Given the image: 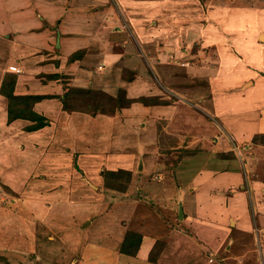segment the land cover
Masks as SVG:
<instances>
[{
    "label": "crops",
    "instance_id": "1",
    "mask_svg": "<svg viewBox=\"0 0 264 264\" xmlns=\"http://www.w3.org/2000/svg\"><path fill=\"white\" fill-rule=\"evenodd\" d=\"M163 8L166 19L171 13L168 0H0V86L6 73L15 74L14 94L42 96L33 103V111L56 120L39 129L23 132L20 128L32 121L17 118L8 122L7 98L0 94V177L6 184L9 196L13 194L12 191L22 192L19 200L17 195L9 197L5 192L0 193V198L10 206L9 214L0 211V264L5 261L8 264H200L199 252L203 246L187 234L179 236L189 243L190 249L185 247L182 240L175 241L177 238L171 237L161 249L156 262L143 261L148 258L156 236L146 235L132 256L119 252L125 233V228L120 225L123 217L131 213L129 219L139 221L141 224L136 222L138 230L146 234L147 229L154 231L156 228L159 216L157 218L154 211L158 215L163 212L157 210L158 206L151 209L146 201H138L142 206L136 205L133 209L135 212H132L133 198H129V201L118 196L119 199L110 202L99 181L94 178V169L104 153L102 148H98L93 134L97 131L100 139L109 137V117L112 116L115 122L112 126L124 130L126 126H134V122L142 121V118L147 120L146 125L150 127H156L162 121L164 126L167 117L173 116L174 103L137 106L138 103L133 102L130 106L134 104V112H140L138 115L125 112V104H115L117 110L110 116L104 109L81 111L73 105L69 96L66 97V105L62 102L68 85L75 90H94L98 91L97 95L111 97L116 95L118 89L126 91L127 98L161 96L163 92H160L158 83L148 81L149 73L155 75L156 79H165L166 85V79L171 77H160L164 65L156 67L157 52L146 58V64L143 62L145 55L142 54L151 46L149 33L158 32L156 23L159 22L158 15L164 12ZM196 29L192 31L198 35L199 29ZM187 30V33L191 32V29ZM253 30V27H247L236 35L238 38L232 37L230 41L245 56H258L260 60L255 59L256 65L247 69L242 74L244 77L236 83L230 86L228 82L225 90L218 88L211 97L212 110L210 107L207 110L221 119L222 127L228 132L225 134L227 138L234 135L248 141L249 138L259 137L256 148L264 153V41H256L255 45L249 38ZM252 46H259L260 49L255 48L252 52L247 48ZM77 50H84V53L69 61ZM224 59L234 63L233 60L237 58L225 52ZM126 72L133 76L131 80L123 77ZM79 95L85 98L81 93ZM188 96L196 98L193 91H189ZM164 97L167 99V94ZM202 99L204 101L205 97L201 96ZM146 111L152 114L149 120L144 114ZM178 115L182 121L184 115ZM191 118L187 120V125L192 122ZM126 120L128 125L124 123ZM208 125L214 130L213 124L209 122ZM199 127L200 124L197 130ZM49 132L52 140L46 136ZM114 132L110 134L117 133L120 139L123 138L122 132ZM141 133L140 130L139 135ZM201 133L206 134V130ZM119 138L115 143L121 142H118ZM105 141L108 142V139ZM221 148V158H226L228 148L224 145ZM189 156L193 155H183L178 164L177 175L181 181V166ZM72 158L77 159L82 171L71 164ZM139 165L142 167L143 162H138V168ZM200 167H194L191 176L184 181L193 185L187 188V191L191 190L190 193L185 194L183 181L179 185L181 202H178V208L181 204L182 218L186 209L193 208L194 213L185 216V223L192 225L195 234L198 233V226L203 225L207 229L203 239L213 241L212 246H216L224 242L223 238L230 233H227L229 227L225 224L229 217L231 230L235 229L233 232L237 234L239 230L245 231L246 225H253V221L249 219L248 222L251 215L246 212L242 194L233 195L219 214L220 217L209 196V192L215 195V184L224 187L228 178L232 180L231 174H238L240 169H213L217 170L214 174L212 167ZM200 173L202 180L198 175ZM236 177V180L242 179V176ZM92 182H98L97 191L101 192L91 190ZM132 182L138 181L133 179ZM131 185L124 191V196L134 194L137 185V191L143 192L148 188L141 184ZM155 185L163 187L167 184L157 182ZM228 186L232 188L230 183ZM252 216L256 223L264 227V209L261 214L253 209ZM211 236H214L213 240H210ZM260 239L259 246L264 257V238ZM58 244H62L63 250ZM225 247H229V244ZM47 252L52 253L49 255ZM162 254L170 256L163 260L164 263L160 262ZM262 260L264 263V258Z\"/></svg>",
    "mask_w": 264,
    "mask_h": 264
},
{
    "label": "rangeland",
    "instance_id": "2",
    "mask_svg": "<svg viewBox=\"0 0 264 264\" xmlns=\"http://www.w3.org/2000/svg\"><path fill=\"white\" fill-rule=\"evenodd\" d=\"M161 5H164V3ZM168 8H170L171 13L169 16H166V19L164 8V12L158 15L159 22L156 23L158 24V32L154 34L149 33L148 41H150L151 46L145 49L146 52L143 50L144 54H142L145 55L143 62L146 64L145 60H147V57L154 56V54L156 55L158 53L157 58H155L157 59L156 62H153L155 65L157 64L156 67L158 65H164L162 66L164 67L162 75L159 73L160 77L165 75L171 77L166 79L168 85L164 84L165 79L160 80L158 77L156 79L155 75L151 73H149L150 77L148 80L158 83V87L161 89L160 92H163L165 95L167 94V99H164L165 95L162 93L161 96H158L161 99L159 103L150 101L147 102L148 104L166 105L172 102L175 105V107H172L173 116H168V119H166L167 124L164 123V126H162V121L158 122L156 127H150V125H146L147 120L142 118V121L134 122V126H126L125 130L122 127L112 126L115 124L111 115H114L117 110L115 106L116 98H127L125 96L126 91L118 89L116 95L111 97L97 95L98 91L94 90L91 92L82 89L75 90L69 87V85L65 89L66 93H68L67 96L73 100L71 102H73V105L77 109L89 112L92 110L96 111V109H104L103 111L111 116L109 117L110 133L113 131H115L114 133L117 131L123 133L122 139L119 138L117 133H109V137L103 135V139H100V134L97 131L94 132L93 138L97 140L98 148H102V152L104 153V156L98 161L97 168L94 169L96 173L94 178L99 181L100 187L106 192L110 202L115 201L118 196L125 197L129 201L133 198L134 200H131V203H133L132 212L136 205L138 207L142 206V203L138 201H146L147 206L151 209L158 206L157 210L163 212L158 215V212L154 211L157 215L156 217L158 218L159 216L156 228L154 231L150 228L147 229L146 231L148 233L146 234L138 230L136 222L139 221L135 218L129 219V216H132L131 213L128 217H123L120 224L125 228L123 240L127 232L140 234L142 241L146 235L150 237L156 236L152 248L155 242L158 241L160 242L159 250L161 251L167 243V240L175 237L177 238L174 239L175 241L179 240L180 242L182 240L185 247L190 249L189 243L183 241V238L181 239L179 236L187 234L190 239L196 240V242L203 246L201 252H199L200 260L198 261L200 264H264L262 260L264 257L259 246L261 243L260 237L264 238V227L258 222L256 223L254 216H252L253 209L259 211L260 214L261 210L264 209V153L261 149L256 148L259 145H257L258 142L256 143L254 137L249 138L248 141L243 137L241 139L234 137V135L228 136L227 138L225 134H228V132L225 127H222L221 119L213 114V112L210 113L207 110L209 107L212 110L211 97L214 96L218 88L227 89L228 82L230 86L236 83L240 78L244 77L242 74L247 69H251L253 64L256 65L255 59L257 61L260 60L258 56H245L239 47L231 43L230 39L236 37L238 33L244 31L247 27H253L254 30L249 38L254 41L255 45L256 41H264V0H168ZM152 24H155V22ZM241 26L244 27L242 28ZM196 28L199 29L198 32L200 35L192 31ZM235 28H239V30L236 31ZM187 29H191V32L187 33ZM166 37L171 38L168 39ZM208 40L210 42L207 44L206 42ZM155 48L156 50H154ZM247 48L250 51L255 48L260 49L259 46ZM250 51L247 52L250 53ZM225 52L232 54L234 59L237 58L233 60L234 63L225 61L227 59H224ZM71 56L69 57V61L75 59ZM138 74L140 77V73ZM123 77L127 80L133 78L130 72L124 73ZM141 82H143V79ZM189 91H193L196 98L188 96ZM79 93L85 98L81 95L77 96ZM200 95L205 97L204 101L203 99L200 100ZM143 97L136 96L135 98H128L130 101L123 106L124 111L138 115L140 112L138 113V110L134 112V104L131 106L130 104L133 102L135 104L138 103L137 106L146 104V102L140 101ZM62 102L66 103L64 101ZM179 113L184 115L182 121V117L178 115ZM144 114H147L148 120L152 118V114L149 111H146ZM163 117L165 118V116ZM189 118L192 119V122L187 125ZM26 120L27 122L31 121L29 119ZM45 121L48 125L56 120L45 117ZM127 121L124 122L125 125H128ZM209 122L213 124L214 130L216 131L208 125ZM30 123L28 122L22 126L20 128L21 131H29L26 129V126ZM199 124L200 131L197 130ZM140 130L142 132L141 135H139ZM205 130L206 134L201 133L203 131L205 132ZM46 136L52 140L50 132ZM117 137L119 138L118 142L121 141L119 144L115 143ZM141 138L143 140H140ZM107 139L108 142L105 141ZM221 145L227 146L228 148H226V158H221L222 156L219 153L222 149ZM190 154L193 156H189L181 166L180 175L183 182L191 176L194 167H212V170L218 169L223 171H234V169L239 168L241 171L238 174H231L232 180L229 181L228 179L230 178H228L225 181L224 187L218 183L215 184V195L212 194L213 192H209L211 195H208L213 199V203H215V207L217 208V215L219 216L225 209V206H227L226 204L233 198V195L235 197L238 193L242 194L245 199L246 212L248 214L250 213L249 216L251 215L250 217L247 216L248 222L250 219V222L253 221V225H246L245 231L239 230L237 231L239 234H237L233 232L235 229L231 230L230 225L232 223L229 225V217L225 224L229 227L227 233H230L223 238L225 239L224 242H221V244L217 243L216 246H212L211 243L213 241L210 242L208 239L204 240L205 238L203 236H206L207 229L203 225L202 227L201 225L198 226V233L195 234V231L191 229L192 225L185 223V216L188 217V215L194 213L193 208L186 209V213H183V218L178 217V202H181L179 200L180 192L178 190L179 185L182 183L177 175L178 164L181 163L183 155ZM107 158L110 160H107ZM140 161L143 162V165L142 167L139 165L138 168V162ZM223 161L226 162L222 163ZM71 164L77 170H81L76 158H72ZM107 172L112 173L107 176ZM215 172L217 173V170L214 171V174ZM198 175L202 180V173ZM236 176H242V179L236 180ZM133 179H136L138 182H132ZM144 181L145 183H143ZM157 182L167 185L163 187H159L158 185L154 186ZM131 183L133 185H146L148 188L143 189L142 192L140 190L137 191L136 187L139 185L136 187L133 186L135 193L131 189L134 194L131 195L128 192L129 194L124 196V191L127 187H132ZM189 183L184 182L186 186L185 194L190 193L191 190L187 191V188H192L193 186L191 182ZM229 183L232 185V188L228 186ZM92 184L91 190L97 191L98 182L97 184L92 182ZM6 188V184L0 177V193L5 192L9 196V191ZM12 192L13 194L10 196L17 195V200L22 198L21 191ZM97 192H101V190ZM184 196L186 197L187 195ZM5 203L4 199L0 198V211L9 214L10 206H7ZM186 203L187 200L185 199L184 204L186 205ZM234 217L236 218V216ZM186 220H189V218ZM139 224L141 223L139 222ZM138 226L142 228L140 225ZM83 228H85V225H83ZM160 231L162 232L161 234ZM46 232L48 231L46 230ZM213 238L214 236H211L210 240H213ZM140 243L138 248H140ZM226 244H229V247H225ZM122 245L123 241L120 243L119 252H121ZM58 247L62 248V244H58ZM160 251L154 262L157 261L161 253ZM47 253L51 255L52 252ZM121 253L124 254V252ZM162 256L163 254L160 256L161 263H164L163 260L170 257ZM175 259L176 257L174 256ZM147 260L151 262L149 255L143 261L147 262ZM1 263L8 264L6 261L5 263Z\"/></svg>",
    "mask_w": 264,
    "mask_h": 264
},
{
    "label": "trees",
    "instance_id": "3",
    "mask_svg": "<svg viewBox=\"0 0 264 264\" xmlns=\"http://www.w3.org/2000/svg\"><path fill=\"white\" fill-rule=\"evenodd\" d=\"M82 53H84V50H79L76 53H74L71 57L76 58ZM15 82H16V75L13 73H7L3 77V81L0 86V94L4 95L7 98V103H8L7 121L11 122L17 118L29 119L32 121V123L26 126L27 130H36L47 125L45 121V117L39 115L38 113L32 110L33 103L42 96L14 94ZM67 94L68 93L65 94L64 102H66ZM116 99H117L116 105H124L126 103H129L130 101L128 98H116ZM140 101L146 102V104H148L147 102L150 101L159 103L161 99H159L158 96H151V97L144 96L143 98L140 99ZM258 138L259 137H255V140H258ZM110 173L107 172L108 174L107 176H109ZM140 240H141L140 234H137L135 232H127L123 240V245L121 246V252L135 254L138 249ZM159 249H160V242L157 241L155 242L152 250L149 253V259L151 261H155L157 254L160 251Z\"/></svg>",
    "mask_w": 264,
    "mask_h": 264
},
{
    "label": "water",
    "instance_id": "4",
    "mask_svg": "<svg viewBox=\"0 0 264 264\" xmlns=\"http://www.w3.org/2000/svg\"><path fill=\"white\" fill-rule=\"evenodd\" d=\"M178 216H179V218H182V208H181V204H179Z\"/></svg>",
    "mask_w": 264,
    "mask_h": 264
},
{
    "label": "built area",
    "instance_id": "5",
    "mask_svg": "<svg viewBox=\"0 0 264 264\" xmlns=\"http://www.w3.org/2000/svg\"><path fill=\"white\" fill-rule=\"evenodd\" d=\"M19 70V69H18Z\"/></svg>",
    "mask_w": 264,
    "mask_h": 264
}]
</instances>
